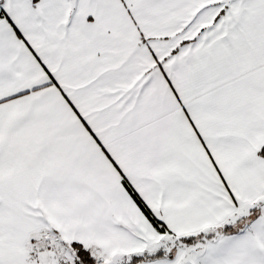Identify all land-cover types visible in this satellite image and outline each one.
<instances>
[{"label": "snow or ice", "instance_id": "obj_1", "mask_svg": "<svg viewBox=\"0 0 264 264\" xmlns=\"http://www.w3.org/2000/svg\"><path fill=\"white\" fill-rule=\"evenodd\" d=\"M0 264H264V0H0Z\"/></svg>", "mask_w": 264, "mask_h": 264}]
</instances>
